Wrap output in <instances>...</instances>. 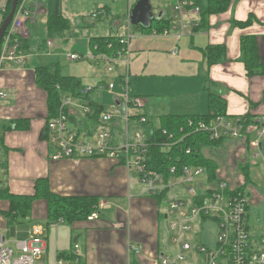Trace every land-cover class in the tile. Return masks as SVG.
<instances>
[{"label":"crops","instance_id":"crops-1","mask_svg":"<svg viewBox=\"0 0 264 264\" xmlns=\"http://www.w3.org/2000/svg\"><path fill=\"white\" fill-rule=\"evenodd\" d=\"M121 1L62 0V17L70 23L71 29L62 40H57L58 50L62 52L60 55L69 63L72 61L67 56L71 53L84 56L87 59L81 61L88 64H84L86 67H91L92 64L98 66L100 62L103 64L100 67L104 74L88 80L93 88L87 94L88 103L99 104L98 94H106L113 101L110 93L98 89L101 82H108L106 64L93 59L96 51L90 40L108 36L118 38L123 34L124 28L121 25L124 26V20L136 2ZM63 2H68L67 6L70 7L66 9ZM148 2L150 3L149 0ZM163 4L164 6L155 9V16L152 12L153 17L158 20L153 19L149 29L132 30L128 44L129 88L133 95L142 99V114L147 117L149 124L151 125L153 118L159 124V119L166 115L207 114L210 94L224 100L223 117L226 120L249 115L251 124L257 123V120L264 117V71L248 74L241 40L246 37L254 38L260 63L264 68V0H230L226 9L207 14L204 21H201L200 14L191 13L174 20L172 0ZM100 10L104 15L93 19L92 14ZM74 11L75 21L69 18ZM86 16L91 20H85ZM84 25L90 27L82 29ZM152 31H167L169 36H153ZM41 35L39 24L33 25L29 46L36 53L29 54L26 68L0 70V91L6 94L4 99L0 98V131L3 134L0 158L4 157L5 160L3 174L6 187L12 194L30 196L34 193L35 182L46 179L53 193L99 198L94 210L97 213L96 219L74 223L62 220L60 224H51L47 229L42 225L45 220L44 204L37 202L34 205L32 217L38 222L31 226L38 225L44 229V264L49 261L57 264L59 254L67 256L63 260L69 264H155L158 254L175 253L171 236L169 243L162 249L160 245V224L161 219H166L165 206L157 203L154 195L139 182L135 173L122 164L105 158L49 159L51 148L40 139L48 114L46 93L35 83L34 68L47 63L59 64L47 61L58 56V53L53 52V48L50 54L45 52ZM73 39H77L74 41L75 45L73 42L69 43ZM68 44L70 46L66 52L59 46L65 45V48ZM211 46H222L224 54L219 61L208 65L204 50ZM175 48L177 51L173 54ZM248 64L250 65V61ZM123 69L120 65L116 72L109 74L110 77L119 78L123 75ZM77 81L80 82V87L85 86L82 83L84 79ZM115 84V90L119 91L118 79ZM91 93L93 96L90 97ZM157 99V103H151ZM156 106L163 108L159 113L162 115H151ZM19 119L28 120L27 129L8 130V126ZM80 120L78 125L83 129L87 125L82 117ZM231 143L236 146L235 152L240 160L245 165L250 164V169H258L257 175L263 180L264 175L258 162L251 165L253 161L248 158L247 153L250 151L246 142L227 139L221 148L226 149ZM263 148L264 140V151ZM252 192L250 203L260 205L264 194H257L254 190ZM248 213L249 232L254 242L264 237V207L262 206L258 217L253 216L249 209ZM1 222L3 225L0 224V228L2 226L4 229L1 228L0 234L9 235L3 218H0ZM31 226H18L20 231L16 232L17 236L26 238ZM254 232L257 234L254 235ZM130 245L140 246V253L134 256L129 251Z\"/></svg>","mask_w":264,"mask_h":264},{"label":"built area","instance_id":"built-area-1","mask_svg":"<svg viewBox=\"0 0 264 264\" xmlns=\"http://www.w3.org/2000/svg\"><path fill=\"white\" fill-rule=\"evenodd\" d=\"M8 2L9 0H0V26L6 17ZM171 10L174 20L199 12L194 0H172ZM152 12L154 16L157 13L153 8ZM100 15H104L101 10L92 14V18L96 19ZM46 17L45 0H18L12 21L1 40L0 70L26 68L31 52L27 53L24 50L23 42H29L32 38L33 25L39 24L41 28L43 27V34L45 33L42 39L45 40L43 48L48 54L52 52L54 43L46 39ZM123 24L124 26L121 25L124 28L123 34L117 38V49L108 44L109 54L101 53L93 57L106 64L105 72L108 74L116 72L120 65L124 67L123 75L116 77L120 84L119 91L115 90L116 79L100 83L98 89L110 93L113 101L100 113L95 125H90L84 120L87 126L83 129L72 126L69 115L76 111L82 118L91 114L89 103L86 101L80 103L72 96H63L57 115L46 123L44 141L51 148L49 159L51 161L109 159L135 173L139 182L151 195L164 194L165 218L172 216L174 219L173 222L169 219L168 228L171 232V244L175 246L176 251L158 254L155 264H264V237L254 242L251 239L248 227L249 203L244 195H233V189L225 182H220L208 192L207 181L205 184L202 182L203 176L207 180L202 167L183 166L178 170L176 166H172L168 171V181L164 180L162 174L149 168V149L153 144L150 140L154 136L155 127L150 125L147 117L142 114L144 105L142 99L133 95L129 88L128 44L132 37L129 14ZM151 34L169 36L167 31H152ZM176 51L175 48L173 54ZM67 58L70 61L87 59L76 53L69 54ZM92 89L91 86L80 87L79 94L86 97ZM5 97L6 94L0 91V98ZM256 122L253 126H246L241 117L226 120L223 116H216L209 122L199 121L196 124L191 120L187 121L189 126H194L192 128L194 133H204L209 141L231 139L246 142L252 152L251 165L255 164V161L258 162L264 175L262 150L264 117ZM249 130L251 137L246 140ZM162 134H166L165 131H162ZM167 138L172 139V135H168ZM176 143L166 140L160 143L161 149L167 151ZM185 153L190 154L191 148L188 147ZM211 202H215V205ZM96 218L97 213L92 212L87 220ZM196 221L199 224L212 221L217 225L218 231L213 247H207L200 241L196 243V239L191 236H184L191 231ZM61 222L62 220L58 219L53 225ZM27 234L26 238H19L17 233L13 238L8 233L0 234V264H44L43 256L46 253L44 229L33 225ZM74 249H77V246H74ZM129 251L136 256L140 253V246L130 245ZM57 264L69 263L58 259Z\"/></svg>","mask_w":264,"mask_h":264},{"label":"trees","instance_id":"trees-1","mask_svg":"<svg viewBox=\"0 0 264 264\" xmlns=\"http://www.w3.org/2000/svg\"><path fill=\"white\" fill-rule=\"evenodd\" d=\"M46 1V39L62 40L70 31V23L62 17V0H45ZM195 5L199 9L201 21L209 13H217L227 8L230 0H194ZM11 0L8 2L7 13L9 12ZM243 25V24H240ZM264 39V38H263ZM242 52L245 54V63L247 65L248 74L261 70L264 71L263 64L260 63V57L253 37H246L241 40ZM91 45L95 47L96 52L109 54L107 45L111 44L113 49H117L118 40L116 37L92 38ZM45 40L42 41V47ZM24 50L29 53V42H23ZM224 54L222 46H211L204 50V58L208 65L214 64ZM250 61V65L248 62ZM260 63V65H259ZM254 67V69H253ZM260 67V68H259ZM35 83L46 93L47 116L45 126L42 130L40 139L45 140L46 123L57 115L63 96H72L82 103L87 102V96L81 97L79 94L80 82L70 76L61 74L57 64H43L34 68ZM89 101V100H88ZM89 107L91 114L83 117L90 125L97 123L100 113L104 107L95 102H90ZM208 112L204 115H166L162 116L159 127L155 128L154 136L151 138L149 149V168L163 175L165 181H168V171L172 166H176L181 170L183 166L202 167L207 175V183L210 187L217 186L221 180L215 173V161L208 158L204 153L208 150L217 149L225 141L220 139L217 141H209L204 133L193 132L194 126H189L187 121L191 120L193 124L199 121L209 122L216 116L225 115L224 100L219 96L210 94L208 97ZM80 113L76 111L69 115V121L72 126L79 129ZM247 126H253L249 115L240 116ZM27 119L15 120L12 125L8 126V130H23L28 127ZM249 129V128H248ZM165 131L166 134H162ZM168 135H172V139H168ZM2 131H0V143L2 141ZM250 137V130L247 132L246 140ZM183 139L182 141H179ZM166 140L176 143L169 150L162 151L161 144ZM190 147L191 153L186 154L185 150ZM248 169L250 164H246ZM244 167V168H245ZM245 181L249 180V172H243ZM249 182V181H248ZM246 188L241 186L233 189L232 194L243 196ZM1 191V190H0ZM0 194V202H3V210L0 211V218L4 219L7 230L11 226L32 225L38 221H34L32 217L34 205L37 202L44 204L45 220L42 225L45 229L58 219L66 223H74L87 219V217L97 208L99 198L87 196H63L50 191L48 181L39 179L34 184L33 195H16L10 193L8 187L2 188ZM158 204L163 203L164 194L154 196ZM9 232V231H8ZM7 234V233H6ZM59 259H67L68 257L59 254Z\"/></svg>","mask_w":264,"mask_h":264},{"label":"rangeland","instance_id":"rangeland-1","mask_svg":"<svg viewBox=\"0 0 264 264\" xmlns=\"http://www.w3.org/2000/svg\"><path fill=\"white\" fill-rule=\"evenodd\" d=\"M85 1H89V0H85ZM132 3H135L136 0H131ZM150 1V4L152 6V8L155 10L158 6H164L163 2H159L158 0H149ZM120 2H122L120 0ZM67 3L68 2H63V6L66 7L67 6ZM78 4V2H76ZM89 3V2H87ZM123 5L121 4V7ZM68 7L70 6H67L66 9H68ZM118 8H120L118 6ZM76 11V10H75ZM75 11L70 14H72L69 18L70 20H73L75 21ZM199 14V12H198ZM87 17V16H86ZM79 19V17H76ZM85 20L87 21H90L91 19L89 17H87ZM80 22H81V18H80ZM88 27L90 26H82V29H87ZM131 29L133 31H137V30H142L141 28L137 27H131ZM41 32H42V35L41 37L43 38V32H44V29L43 27L41 28ZM159 32H162V31H159ZM36 38L33 37V39ZM40 38V36H39ZM77 39H73L72 41H70L69 43L73 42V44L75 45L74 41H76ZM58 41L55 40L54 41V47H53V52H56V54L58 53V56H53L49 59H47V61H50L53 62V63H58L59 64V68H60V71H61V74L64 75V76H74V78H76V80H81L84 79V81H82V83L87 87V86H91L92 84L90 82H88L89 78H92V79H95V78H99L100 75L104 74L102 73V68L100 67V65L102 64L101 62L99 63V67L96 66L95 64H92L91 67L89 66H85L84 64H87L85 61H72V62H66L65 61V57H63L62 55V52L60 50H58ZM63 48V50L66 52L69 50V44L64 48L65 45H59ZM30 50H31V53L32 54H35L36 51L35 49L30 46ZM77 50L79 51L80 49H78L77 47ZM76 49H74V51H77ZM97 54H101V52H96V54H94V56L96 57ZM49 64V63H47ZM88 65V64H87ZM103 66V64H102ZM91 75V77H90ZM107 81H111L112 80V77H110V75L107 73ZM91 79V80H92ZM107 83V82H106ZM137 90V89H136ZM90 97L93 96V93H91L89 95ZM100 97V98H99ZM158 99H160L159 97H157ZM97 102L103 106V107H108L109 104L112 103V97H109L107 96L106 94H98L97 95ZM155 100L154 102H151V103H157V101L159 100ZM143 102V101H142ZM149 105V104H148ZM161 109H163L161 106H156L153 110V113L154 114H151V115H156V116H159V115H162V114H159L161 113ZM151 125L155 128L159 127L160 123L158 124L157 120H155V118H153V121L151 123ZM147 132V131H146ZM247 146V145H246ZM235 145H232L231 144H228L226 146V149H222L221 146H219L217 149H212L210 150L209 152H205L204 154L208 157V158H213L214 161H215V173L217 175V177L221 180V182H225L231 189H235V188H238V187H241V186H245L246 190H245V194H244V197L245 199L247 200V202L249 203V210L251 212V214L255 217H258L260 215L259 211L262 210V206L264 207V196H263V201L260 203V205H257V204H252L250 203V201L252 200L253 198V190L254 192H257V194L259 193H263L264 194V179L262 180L261 177H258L259 175H257L258 173V169H256L255 167L253 168H247L245 167V163H243L241 160H240V156H238V153L236 154L235 152ZM247 149L250 151V149L247 147ZM264 149V148H263ZM253 151V150H252ZM248 154V158H251L252 159V152L250 151V153H247ZM212 159V160H213ZM240 160V161H239ZM4 157L0 158V194H2V188H4L6 186V183H5V174H3V169H4ZM245 167V168H244ZM242 171L243 172H249V182L248 181H245L244 178H243V175H242ZM262 171V170H261ZM206 179L204 178V176L202 177V182L203 184L206 183ZM216 186H213V187H210L208 185L207 189H208V192H211ZM200 190V188L198 189V191ZM3 202H0V211L3 210L2 208V205ZM212 205H215V202H211ZM169 219H170V222H173L174 219L172 216H170L168 219H161V224H160V236H161V249L165 246V244L169 243L168 240L171 236V233H170V230L168 228L169 226ZM0 224L3 225V223L1 222ZM2 229H4L2 226H1ZM1 228H0V232H1ZM9 236L11 238L15 237V233L20 231V227L18 226H11L9 228ZM217 225L212 222V221H206V222H203L201 224L198 223V221H196L194 223V226L193 228L191 229L190 232L188 233H185L184 236L186 237H193L195 238L197 241L196 243H198V241H200L202 244L206 245L207 247H213L214 243H215V239H216V235H217ZM195 233H197L195 235ZM257 234L256 232H254V235ZM189 261V259H188ZM48 264H54L52 261H49Z\"/></svg>","mask_w":264,"mask_h":264},{"label":"water","instance_id":"water-1","mask_svg":"<svg viewBox=\"0 0 264 264\" xmlns=\"http://www.w3.org/2000/svg\"><path fill=\"white\" fill-rule=\"evenodd\" d=\"M17 3L18 0H11L9 12L0 26V45L6 29L12 21ZM153 19L154 17L148 0H137L129 13L130 25L141 29H149Z\"/></svg>","mask_w":264,"mask_h":264}]
</instances>
